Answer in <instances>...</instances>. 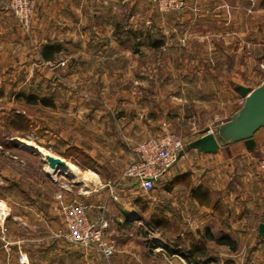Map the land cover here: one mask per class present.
Instances as JSON below:
<instances>
[{
	"label": "crops",
	"instance_id": "obj_1",
	"mask_svg": "<svg viewBox=\"0 0 264 264\" xmlns=\"http://www.w3.org/2000/svg\"><path fill=\"white\" fill-rule=\"evenodd\" d=\"M202 1L186 0L183 12L171 13L160 12L152 0L37 1L32 43L19 44L24 51L31 50L11 63L20 68L22 78L28 79L25 76L30 74L36 81L55 80L57 65L64 61L68 64L64 80L112 77L132 83L131 90L122 88L117 93L113 107L117 114L106 111L97 120L104 149L89 155L91 167L81 164L83 156L55 155L86 174V184L66 173L49 177L45 170L54 188L49 201L31 196L30 203L17 200L14 206H5L7 232L0 235V264H18L20 252L28 256L30 264H243L238 259L243 252H264V234L259 232L264 224V132L255 135L253 151L241 141L220 146L216 152L192 147L206 135L195 132L186 137L183 156L149 193L134 179L123 178L135 155L134 147L158 136L163 123L183 134L194 130L195 110L169 112L165 101L152 99L154 91L149 87L141 88L144 97L141 89L134 88L133 81L150 79L145 72L138 74L140 60L146 59L148 64L154 57L161 63L173 48L187 49L191 39L208 45L211 40L206 39L213 36L229 49L233 39L241 48L248 46L247 27L219 25L210 32L209 25H202L200 20L207 17L200 8ZM2 2L0 43L5 44L9 36L23 32ZM33 46L40 51L36 53ZM193 75L197 82L214 77L213 72ZM237 86L228 90L229 102L236 107L243 100ZM55 91L56 87L53 92L58 95ZM205 98L195 97L193 103H210L211 98ZM56 105L54 101L53 108ZM106 162L110 164L104 166ZM107 176L117 178L105 184L101 178ZM61 177L67 181L59 180ZM78 204L87 205L91 220L104 217L108 221L107 232L117 247L110 262L60 236L66 227L64 207Z\"/></svg>",
	"mask_w": 264,
	"mask_h": 264
},
{
	"label": "rangeland",
	"instance_id": "obj_2",
	"mask_svg": "<svg viewBox=\"0 0 264 264\" xmlns=\"http://www.w3.org/2000/svg\"><path fill=\"white\" fill-rule=\"evenodd\" d=\"M3 2L2 6L6 8V1ZM200 8L207 16L200 20L201 24L209 25L210 32L219 25L233 29L247 27L248 46L241 48L233 39L229 49L215 36L206 39V42L211 40L208 45L197 41L194 43L191 39L187 49L173 48L166 52V58L162 57L161 63H157L154 57L148 64L146 59L140 60L137 65V71H140L138 74L145 72L150 75V79L133 81L134 88L138 91L146 87L154 91L152 99L156 103L165 101L169 112L176 110L184 112L189 108L195 110L192 116L193 131L183 134L173 130L185 139L193 136L195 132L207 134L210 128L215 132L217 126L230 120L239 110L242 103L236 107L234 103L229 102L231 101L229 88H233L234 85L257 88L264 83V0H203ZM9 12L12 14L11 11ZM16 20L23 33H15L9 36L5 44L0 43V204L2 207L0 212H6L7 215L6 207L14 206L15 201L30 203L31 196L37 198L40 196L42 200L49 201L50 193L54 191L49 179L45 177V162L34 151L27 149L21 141L14 140L33 143L54 155L67 152L71 156H83L80 159L81 164L88 165L91 162L89 155L92 153L98 155L102 152L101 148L104 149L101 140L102 131L97 128V120H101L106 111L117 114L113 108L118 102L117 93L122 88L131 90L129 85L132 83L127 78L116 80L112 77L104 81L96 80L94 77L88 80H64L63 74L68 66L64 61L57 65L59 72H56L55 80L36 81L30 79L32 76H29L30 74L25 76L28 79L22 78L19 74L22 72L20 68L11 63H14L23 52H30L31 49L24 51L19 48L22 46L19 44L32 43V26L30 24L29 28L25 29L17 18ZM195 44L198 46L195 47ZM33 49L35 50L34 46ZM38 51L40 50H35L36 53ZM30 68L31 66L29 70ZM197 71L213 72L214 77L210 81H193V74ZM54 87L58 95H54ZM142 89L140 94L144 97L146 94ZM21 92L26 94L36 92L40 94L39 97L45 96L56 101L57 105L55 108L42 104L29 105L17 97ZM199 96L210 97V103H193V99ZM123 98L127 99V95ZM18 113L28 118L29 128L22 131L27 134L25 139L16 138L19 131L10 125L11 120ZM205 122H208L207 126ZM205 127H207L206 131ZM263 132L264 129L259 134ZM11 135H14V138L10 139ZM9 139L19 146H8ZM108 164L110 163L106 162L104 166ZM115 178L117 177L107 176L101 179L105 184H112ZM66 179L61 177L59 180L67 181ZM4 186L7 188L5 189ZM4 228H6L5 221L3 226L0 225L2 236L7 232L3 231ZM238 254L240 255V252ZM113 257L105 260L110 262ZM240 258L243 264H263L264 252H243L238 259Z\"/></svg>",
	"mask_w": 264,
	"mask_h": 264
},
{
	"label": "built area",
	"instance_id": "obj_3",
	"mask_svg": "<svg viewBox=\"0 0 264 264\" xmlns=\"http://www.w3.org/2000/svg\"><path fill=\"white\" fill-rule=\"evenodd\" d=\"M38 0H6V8L14 14L22 27L28 29L35 12ZM160 12H183L186 0H152ZM243 103V100L241 101ZM214 130H207L213 134ZM187 147L184 137L174 132L167 123L161 126L158 136L149 138L134 147L135 155L123 171V178L134 179L141 188L149 193L161 182L174 164L183 156ZM264 168V156L261 159ZM0 220L4 224L6 212H0ZM66 227L60 233L68 242L95 251L109 259L117 251L116 241L108 230V221L101 217L91 220L85 204L64 207ZM3 231H7L6 228ZM18 264H30L28 256L20 252Z\"/></svg>",
	"mask_w": 264,
	"mask_h": 264
},
{
	"label": "water",
	"instance_id": "obj_4",
	"mask_svg": "<svg viewBox=\"0 0 264 264\" xmlns=\"http://www.w3.org/2000/svg\"><path fill=\"white\" fill-rule=\"evenodd\" d=\"M236 90L243 98L239 110L233 114L230 120L217 126L213 134H206L192 147H198L206 152H216L220 146L243 141L248 150L253 151L255 149L254 136L264 128V83L257 88L240 85L237 86ZM25 147L39 155L34 148ZM46 160L51 167L63 164V159L55 155L46 156ZM43 161L45 162V160ZM57 174H64V172ZM47 176L51 177L48 173ZM259 232L260 236L264 234V224L260 225Z\"/></svg>",
	"mask_w": 264,
	"mask_h": 264
},
{
	"label": "trees",
	"instance_id": "obj_5",
	"mask_svg": "<svg viewBox=\"0 0 264 264\" xmlns=\"http://www.w3.org/2000/svg\"><path fill=\"white\" fill-rule=\"evenodd\" d=\"M19 99H23L27 104L29 105H38V104H42L43 106L46 107H54V101L52 99H49L48 97H39V96H35L33 94H26L25 92H21L18 94L17 96ZM10 125H12V127H14L16 130H18V134L16 138H20V139H25L27 138L24 132H22L23 130H28L29 128V122H28V118L21 114L18 113L14 116V118L11 120ZM264 129V128H263ZM262 130V129H261ZM261 130H259L258 132H260ZM22 132V133H20ZM257 132V133H258ZM256 133V134H257ZM255 134V135H256ZM10 139L14 138V135H11V137H9ZM8 140V146H15L18 147L19 144L12 142L11 140ZM80 152V151H77ZM62 156H67L70 157L71 155H69L67 152L66 153H61ZM79 163V162H77ZM93 164V162H90L88 165L91 167ZM203 264H208V263H203Z\"/></svg>",
	"mask_w": 264,
	"mask_h": 264
},
{
	"label": "bare ground",
	"instance_id": "obj_6",
	"mask_svg": "<svg viewBox=\"0 0 264 264\" xmlns=\"http://www.w3.org/2000/svg\"><path fill=\"white\" fill-rule=\"evenodd\" d=\"M20 141L22 142L23 145H25L27 147L29 146V147L34 148L38 152L40 157L43 160H45L46 172L48 174H50L51 177L56 178L58 172H64L66 174L74 176L75 177L74 180L77 178L79 180L85 181V184H86V181H87V179L85 177L86 174L82 175V173L78 170V168L73 163L63 159V164L57 165L56 167H51L49 165L48 161L46 160V156L52 155L49 151H47L45 148H43L41 146H38V145H35L33 143H30V142H27V141H24V140H20ZM1 208L2 207H1V204H0V209Z\"/></svg>",
	"mask_w": 264,
	"mask_h": 264
}]
</instances>
